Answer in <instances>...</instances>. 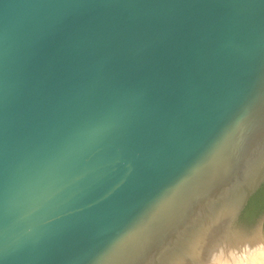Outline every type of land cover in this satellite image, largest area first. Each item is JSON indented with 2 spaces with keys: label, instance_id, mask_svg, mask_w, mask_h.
Masks as SVG:
<instances>
[{
  "label": "water",
  "instance_id": "1",
  "mask_svg": "<svg viewBox=\"0 0 264 264\" xmlns=\"http://www.w3.org/2000/svg\"><path fill=\"white\" fill-rule=\"evenodd\" d=\"M263 186L264 0H0V264H198Z\"/></svg>",
  "mask_w": 264,
  "mask_h": 264
},
{
  "label": "bare ground",
  "instance_id": "2",
  "mask_svg": "<svg viewBox=\"0 0 264 264\" xmlns=\"http://www.w3.org/2000/svg\"><path fill=\"white\" fill-rule=\"evenodd\" d=\"M226 233L214 241L202 264H264V224L252 238Z\"/></svg>",
  "mask_w": 264,
  "mask_h": 264
},
{
  "label": "trees",
  "instance_id": "3",
  "mask_svg": "<svg viewBox=\"0 0 264 264\" xmlns=\"http://www.w3.org/2000/svg\"><path fill=\"white\" fill-rule=\"evenodd\" d=\"M264 193V186L262 187V189L255 195V197L253 198L252 202L258 199V197H260L262 194Z\"/></svg>",
  "mask_w": 264,
  "mask_h": 264
},
{
  "label": "rangeland",
  "instance_id": "4",
  "mask_svg": "<svg viewBox=\"0 0 264 264\" xmlns=\"http://www.w3.org/2000/svg\"><path fill=\"white\" fill-rule=\"evenodd\" d=\"M260 227H261V225L258 227V229H259ZM258 229H257V231H258ZM257 231H256V232H257ZM226 234H227V235H231V234H234V233H232V232H227ZM242 238H243V237H242ZM251 238H252V237H251ZM198 264H202V263L199 262Z\"/></svg>",
  "mask_w": 264,
  "mask_h": 264
}]
</instances>
